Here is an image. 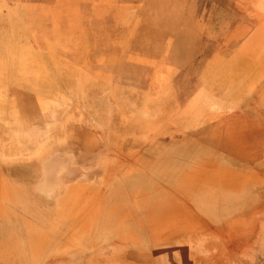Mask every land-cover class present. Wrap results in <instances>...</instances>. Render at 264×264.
Returning a JSON list of instances; mask_svg holds the SVG:
<instances>
[{
  "label": "rangeland",
  "instance_id": "1",
  "mask_svg": "<svg viewBox=\"0 0 264 264\" xmlns=\"http://www.w3.org/2000/svg\"><path fill=\"white\" fill-rule=\"evenodd\" d=\"M262 113L264 0H0V255L264 264ZM120 183L128 204L106 202Z\"/></svg>",
  "mask_w": 264,
  "mask_h": 264
},
{
  "label": "bare ground",
  "instance_id": "2",
  "mask_svg": "<svg viewBox=\"0 0 264 264\" xmlns=\"http://www.w3.org/2000/svg\"><path fill=\"white\" fill-rule=\"evenodd\" d=\"M257 32H258V31H257ZM249 37H250V36H249ZM207 101H208V100H207ZM207 101H206L205 103H206V105H209V104H207V103H209V102H207ZM211 102H212V101H211ZM211 102H210V103H211ZM210 105H211V104H210ZM210 105H209V106H210ZM214 105H215V104H214ZM217 106H218V105H217ZM262 114H264V113H262ZM219 118H220V117H219ZM213 120H214V119H213ZM230 120H231V119H230ZM210 121H211V120H210ZM228 123H229V122H228ZM227 125H228V124H227ZM229 125H230V124H229ZM234 125H235V124H234ZM223 128H224V127H223ZM221 136H222V134H221ZM256 161H257V160H256ZM216 164H217V163H216ZM206 165H207V164H206ZM208 165H210V164H208ZM115 166H116V165H115ZM217 166H218V165H217ZM196 168H197V167H196ZM214 168H215V167H214ZM73 169H74V168H73ZM53 170H54V169H53ZM71 170H72V169H71ZM199 170H201V169H199ZM211 170H212V169H211ZM247 170H248V169H247ZM88 171H89V170H88ZM201 171H202V170H201ZM201 171H200V172H201ZM54 172H55V171H54ZM54 172H53V173H54ZM89 172H90V171H89ZM51 173H52V172H51ZM53 173H52V175H54ZM64 173H65V171H64ZM64 173H63V175H64ZM57 174H58V173H57ZM59 174H61V173L59 172ZM83 174H84V173H83ZM86 174H87V173H86ZM94 174H95V173H94ZM94 174H93V175H94ZM184 174H185V173H184ZM193 174H194V173H193ZM195 174H196V173H195ZM65 175H67V178H68V179L75 180V182H73V183H77V180L80 179V178L77 179V177H79V176H78L79 174L76 173V170L69 171V172L67 171V173H66ZM89 175H90V174H89ZM200 175H201V174H200ZM54 176H55V175H54ZM54 176H53V177H54ZM186 176H187V175H186ZM198 176H199V175H198ZM201 176H202V175H201ZM201 176H200V177H201ZM48 177H50V176H48ZM115 177H116V176H115ZM115 177H114V178H115ZM194 177H195V175H194ZM245 178H246L245 176H244L242 179H240V180L234 178V181H232V180L230 181V180H229L228 182H225V183H224V184H226V185H228V186H230V187H227V186H225V185H222V183H221V186L224 187V188H228V189H231V187H233V188L231 189V190L233 191V189H234V185H236L237 187L240 186V188H238V190H239V189H241V187H244V186L246 185L245 182H244V179H245ZM192 179H193V178H192ZM263 179H264V178H262V180H263ZM58 180H60V179H58ZM139 180H140V179H137V175H135V176H133V177H131V178H127V179H125V178L120 179V181H122V182H126V181H127L128 183H131V182H136V183H137ZM42 181L44 182V180H42ZM45 181H46V180H45ZM48 181H50V180L47 179L46 183H49ZM194 181H195V180H194ZM43 182H41V183H43ZM153 182H156V181H153ZM222 182H223V181H222ZM60 183H62L61 180H60ZM262 183H263V181H262ZM44 184H45V183H43V186H45ZM53 184H54V183H52L51 185H53ZM124 184H126V183H124ZM213 184H215V183H213ZM256 184H257V182H256ZM49 185H50V184H49ZM73 185H74V184H73ZM121 185H123V184L120 183L118 186H115L113 189L109 190L107 194H105V195H106V199H107L106 202H112V201H115V200H116L115 196H116L118 193H122V194H121V196H120V198H119V201L116 203V205H117V204H120L121 202H123V203H126V202H127V201L125 200V197H124V190H122ZM247 185H248V184H247ZM247 185H246V186H247ZM47 186H48V185H47ZM47 186H45V187L47 188ZM263 186H264V185H263ZM50 187H51V186H50ZM50 187H48V188H50ZM70 187H71V185H70ZM214 187H215V185H214ZM75 188H77V186H75ZM52 189H54V188H52ZM55 189H56V188H55ZM55 189H54V190H55ZM50 190H51V189H50ZM235 190H237V189H235ZM240 191H242V190H240ZM259 191H261V190H259ZM47 192H48V191H47ZM116 193H117V194H116ZM257 193H258V192H257ZM46 194H47V193H46ZM214 198H215V197H214ZM178 200H183V199H182L181 197H179ZM104 201H105V200H104ZM177 203H178V202H177ZM180 203H181V202H180ZM184 203H185V202H184ZM216 203H217V202H216ZM126 204H128V203H126ZM244 204L247 205V202H245ZM112 206H114V204H112ZM118 207H119V206H118ZM85 211H86V213H84ZM85 211H84L83 213L85 214L86 218L89 219V220H94L95 223L108 222V221L110 222V221L112 220L111 217H112L113 214H112V212H111V214H110V211H108V216H106V215H104V214L101 215V216L97 215L98 210H97V211H93V210L91 209V211H87V210H85ZM117 211H118V210H117ZM136 211H137V210H136ZM135 214H136V217H137L138 219L141 218V217H139V216L137 215V213H135ZM193 214H194V213H192L190 216L193 217ZM195 214H197V213H195ZM254 215H255V213H254ZM254 215H253V216H254ZM256 215H257V214H256ZM200 216L203 217V215H200ZM110 218H111V219H110ZM235 218H238V217H235ZM235 218H234V219H235ZM254 218H255V217H254ZM108 219H109V220H108ZM255 219H257V217H256ZM259 219H260V221H261L260 224L263 225V223H264V216H262V217L259 216V218H258L257 220H259ZM226 220H227V224H225V225H226V227L229 226L228 228H230V230L232 231V233L236 232V230H238V232H239V230H240L241 232L243 231V233L246 232V231L248 232V230L250 231V229H251L250 226L253 225V223H250V222L247 221L248 223H250V225H248L249 227L245 225L246 228H244V227H245L244 225H243L244 227L241 226V225L244 224V223L239 224L241 221L244 222V220H242V219L239 220V221L235 220L236 222H233V221L230 222L229 219H226ZM232 220H233V219H232ZM247 220H248V219H247ZM253 221H255V220H253ZM260 221H259V222H260ZM251 222H252V221H251ZM259 222H257V224H259ZM78 223H79V221H78ZM248 223H247V224H248ZM76 224H77V223H76L75 221H73V222L71 223V225H72L73 227H75ZM238 224H239V225H238ZM245 224H246V221H245ZM257 224L253 225V227H256ZM260 224H259V225H260ZM71 225H70V226H71ZM183 226H184V225L181 224V227H183ZM181 227H180V225H179V227H178V229H177V231H176L175 234H177V233H181V229H182ZM184 227H185V226H184ZM184 227H183V229H184ZM205 227H206V226H205ZM208 227H209V226H208ZM211 227H212V226H211ZM213 227H214V226H213ZM251 227H252V226H251ZM253 227H252V228H253ZM263 227H264V226H263ZM249 228H250V229H249ZM256 228H257V227H256ZM260 228L262 229V227H260ZM260 228H259V226H258V229H259V230H258V229H255V230L252 229L251 233L255 231L254 233L256 234L257 231H260ZM171 229H172V228H171ZM200 229H201V228H200ZM169 230H170V229H169ZM201 230H202V229H201ZM256 230H257V231H256ZM183 231L185 232V229H184ZM222 231H223V230H222ZM231 231H230V232H231ZM190 232H191V231H190ZM193 232H194V230H193ZM198 232H199V231L197 230V233H198ZM202 232L204 233L205 231H202ZM210 232H211V231H210ZM213 232H214V231H213ZM238 232H237V234H240V235H237V234H236L237 237H235V236H234V237L231 236L232 233H230V236H231V237H230V236L228 237V236L226 235L227 237H226V236H225V237H226L227 239H226V238H223V239H226V241H227V240L229 241L228 238H231V239H233V243H234V242H235V243H236V242L238 243V242L240 241V238H238V237L241 236V232H240V233H238ZM247 232H246V233H247ZM261 232H262V231H261ZM194 233H195V232H194ZM216 233H218V235H219V234H220V235H223V233H219L218 230H217ZM249 233H250V232H249ZM251 233H250V235H252V236H251L252 239H255V238H253V236L256 237V235H253V234H251ZM259 233H260V232H259ZM181 234H184V233H181ZM214 234H215V233H214ZM208 235H209V234H208ZM244 235H245V233L243 234V236H241V240L243 239L242 237H244V239L249 237V234H247L248 237H247L246 235H245V236H244ZM257 235H258V233H257ZM194 236H195V235H194ZM214 236H215V235H214ZM214 236L212 235V236H210V238H211V237H214ZM216 236H217V234H216ZM261 236H264V235H260V237H261ZM208 237H209V236H208ZM220 237H222V236H220ZM223 237H224V235H223ZM205 238H206V237H205ZM235 238H238L239 241H238V240L235 241V240H234ZM249 238H250V237H249ZM249 238H248V239H249ZM256 238H257V237H256ZM262 238H263V237H261L260 239H262ZM208 239H209V238H208ZM208 239H207V240H208ZM219 239H221V238H219ZM252 239H250V242H251V243L254 241V240L251 241ZM258 239H259V237H258ZM192 240H193V238H192ZM201 240H202V239H201ZM210 240H212V239H210ZM255 240H256V239H255ZM262 240H264V239H262ZM226 241H223V243H221V244L226 243ZM257 241H258V240H257ZM212 242H213V241H212ZM212 242H211V243H212ZM221 242H222V239H221ZM229 242H231V241H229ZM229 242H228V243H229ZM259 242H260V241H259ZM197 243H198V242H197ZM211 243H210V244H211ZM228 243H227V244H228ZM233 243L231 242V244H233ZM237 243H236V244H237ZM240 243H242V241H241ZM243 243H244V241H243ZM246 243H249V240H247V242H245V244H246ZM251 243H249V246H250V245L252 246ZM261 243H262V246H264V244H263L262 241H261ZM221 244H220V247H221ZM229 244H230V243H229ZM229 244H228V245H229ZM236 244H235V247H236ZM224 245H225V247H223L224 249H226V248L228 249L230 246H231V247L234 246V244H233V245H230L229 247H227L226 244H224ZM240 245H241V244H240ZM243 245H244V244H243ZM243 245L240 246V247H239V245H237L238 247H236V248H240V249L243 248V249H244V247L247 246V244H246V246L244 245V247H243ZM254 245H256V244L254 243ZM207 246H208V245H207ZM215 246H216V245H215ZM256 246H257V245H256ZM258 246H259V245H258ZM262 246H261V247H262ZM212 247H214V246H213V245H212L211 247L209 246V248H212ZM235 247H234V248H235ZM247 247H248V246H247ZM236 248H235V249H236ZM253 248L255 249V246H254ZM257 248H258V247H257ZM230 249H231V248L228 249L229 252H230ZM235 249H234V250H235ZM248 249H249V247H248ZM259 249H260V248H259ZM126 250H127V255L131 256L132 258H135V259L140 260V261L146 259V260H148V263H151L150 261H152V257L154 256V255H153V254H154L153 252H152L151 254H150V253H145L144 251H146V250H145L144 248H141V246H138V245H136L135 248H132V247H130V248H126ZM213 250H214V249H213ZM217 250H218V249H217ZM236 250H237V252H238V249H236ZM252 250H253V249H252ZM256 250L258 251V249H256ZM153 251H154V250H153ZM218 251H219V250H218ZM220 251H221V250H220ZM240 251H241L240 253L243 254V253H242L243 250H240ZM246 251H247V250L245 249V251H243V252L245 253ZM259 251H260V250H259ZM212 252H213V251H212ZM216 252H217V251H216ZM225 252H226V251H225ZM232 252H233V249H232ZM232 252H230L231 254H229V253L227 252V253L229 254L228 256L232 255V256H230V257H233L235 254L233 255ZM235 252H236V251H235ZM237 252H236V253H237ZM261 253H262V252H261ZM261 253H260V254H261ZM213 254H214V253H213ZM224 254H226V253H224ZM237 254H238V253H237ZM241 254H239L240 257L242 256ZM262 254H264V252H263ZM214 255L217 257L218 254H217V255L214 254ZM218 257H220V255H219ZM225 257H227V256L225 255ZM230 257H229V258H230ZM238 257H239V256H238ZM214 258H215V257H214ZM227 258H228V257H227ZM229 258H228V259H229ZM242 258H243V256H242ZM231 259H232V258H231ZM235 259H236V258H235ZM246 259H247V258H246ZM254 259H255V258H254ZM211 260H212V259H211ZM221 260H222V259H221ZM229 260H230V259H229ZM232 260H233V264H236L237 262L239 263V261H237L236 263H234V257H233ZM242 260L245 261L244 258H243ZM215 261H216V260H215ZM218 261H219V260H218ZM230 261H231V260H230ZM138 262H139V261H138ZM231 262H232V261H231ZM231 262H230V263H231ZM248 262H249V261H247L246 263H248ZM252 262H253V261H252ZM215 263H216V262H215ZM223 263H224V262H223ZM225 263H227V262H225ZM228 263H229V262H228ZM230 263H229V264H230ZM243 263H244V262H243ZM187 264H188V263H187ZM248 264H249V263H248Z\"/></svg>",
  "mask_w": 264,
  "mask_h": 264
},
{
  "label": "crops",
  "instance_id": "3",
  "mask_svg": "<svg viewBox=\"0 0 264 264\" xmlns=\"http://www.w3.org/2000/svg\"><path fill=\"white\" fill-rule=\"evenodd\" d=\"M1 225H3V224H0V226ZM6 225H8V224H6ZM24 255H25L24 252H22L21 255L19 256L22 259V263L24 261V258H26ZM0 257H2V255H0ZM13 263H14V261L12 258H10L9 260H6L4 257L0 258V264H13Z\"/></svg>",
  "mask_w": 264,
  "mask_h": 264
}]
</instances>
